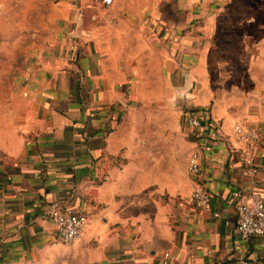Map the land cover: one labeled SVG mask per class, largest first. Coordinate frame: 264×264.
Here are the masks:
<instances>
[{"label":"crops","instance_id":"crops-1","mask_svg":"<svg viewBox=\"0 0 264 264\" xmlns=\"http://www.w3.org/2000/svg\"><path fill=\"white\" fill-rule=\"evenodd\" d=\"M28 2L0 13V264H264V235L237 230L264 196V0ZM237 122L259 133L255 183ZM54 200L89 215L73 245Z\"/></svg>","mask_w":264,"mask_h":264},{"label":"built area","instance_id":"built-area-1","mask_svg":"<svg viewBox=\"0 0 264 264\" xmlns=\"http://www.w3.org/2000/svg\"><path fill=\"white\" fill-rule=\"evenodd\" d=\"M104 5L113 4L114 0H101ZM185 119L194 127L201 124L197 113L185 112ZM238 139L243 146L234 151L240 152L245 171L253 177L254 183L260 171L257 162V141L259 133L237 122L234 126ZM188 170L194 174H200L202 170L201 153L193 150L188 160ZM190 200L199 207H207L211 202V193L203 181L199 182L190 196ZM237 230L240 238L247 242L254 235H264V196L254 189L248 194L245 201L238 203ZM220 212H215L219 215ZM48 215L56 224L57 237L66 243L80 240L85 233L89 221V215L85 208H77L73 205L54 200L49 204Z\"/></svg>","mask_w":264,"mask_h":264},{"label":"rangeland","instance_id":"rangeland-1","mask_svg":"<svg viewBox=\"0 0 264 264\" xmlns=\"http://www.w3.org/2000/svg\"><path fill=\"white\" fill-rule=\"evenodd\" d=\"M11 1H13V2H11ZM21 1H24V0H0V13L4 14L3 16H5L6 18L10 17L11 15L13 16L12 12H16L17 10H18L17 12H19L20 10H22L21 4H20ZM35 5H37V4H35L34 2L29 3L28 0H26V6H25V4H23V6H25L26 9L29 8V7L32 8ZM23 10H25V9H23ZM251 29H255V27H253ZM234 61H235V58H234ZM161 73L163 74L164 73V70H162ZM260 73H263V72H260ZM232 75H233V71H232V68H231V71H228L227 72V76L229 78ZM226 84L228 85V83H226ZM229 84H231V83H229ZM160 85H161V87H163L161 89L164 90L165 88L163 86V83H161ZM69 245H73V242H72V244H69ZM91 245H93V244H91ZM71 251L72 250H70V252ZM72 253H73V251H72Z\"/></svg>","mask_w":264,"mask_h":264},{"label":"trees","instance_id":"trees-1","mask_svg":"<svg viewBox=\"0 0 264 264\" xmlns=\"http://www.w3.org/2000/svg\"><path fill=\"white\" fill-rule=\"evenodd\" d=\"M200 111H204V109L202 108H186L185 112H192V113H197L198 115H200Z\"/></svg>","mask_w":264,"mask_h":264}]
</instances>
